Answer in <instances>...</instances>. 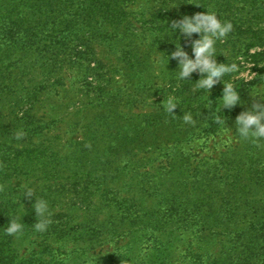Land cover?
<instances>
[{"label": "rangeland", "instance_id": "374dc122", "mask_svg": "<svg viewBox=\"0 0 264 264\" xmlns=\"http://www.w3.org/2000/svg\"><path fill=\"white\" fill-rule=\"evenodd\" d=\"M108 1L106 18L123 5L131 29L112 27L108 20L103 26L111 38L102 41L95 39L93 26H85L71 47L74 55L63 56L54 67L32 66L31 57L22 54L1 63L0 75L13 71L18 83L14 89L6 80L0 90L4 129L32 137L28 147L41 157L16 166L5 181L7 193L22 200L21 210H33L35 197L47 192L57 198L49 210L76 203L77 213L98 215L60 228L62 239L55 229L37 231L32 223L14 234L12 248L19 259L53 253L60 264H264V139L241 138L235 124L258 102L254 96L264 97V0L244 5L238 16L221 10L224 0L206 8L200 7L206 0H174L178 6H172L180 19L204 11L251 28L240 41L234 31L216 44L217 62L232 68L225 84L234 88L241 80H256L241 91V103L229 108L223 124L215 109L224 83L199 88L198 72L180 79L171 57L179 39L191 55L198 34L183 37L170 23L156 24L164 0ZM125 29L137 35L138 62L126 59ZM160 37L166 41L159 43ZM170 101L174 113L167 111ZM188 114L193 122L185 121ZM127 199L132 219L109 222ZM167 208H175L178 217L154 220ZM187 209L203 216L198 222L193 215L180 216Z\"/></svg>", "mask_w": 264, "mask_h": 264}, {"label": "trees", "instance_id": "16d2710c", "mask_svg": "<svg viewBox=\"0 0 264 264\" xmlns=\"http://www.w3.org/2000/svg\"><path fill=\"white\" fill-rule=\"evenodd\" d=\"M181 1L180 4L187 3V0H176ZM218 0H206L200 7L206 8L209 5L217 4ZM261 0H224V4L221 5L224 12L231 11L233 15H242L245 7L244 5L250 4L252 6L260 4ZM108 0H0V71L4 69V65L1 63L10 57L12 54H22L24 56L31 57L32 66H38L41 68L46 67L48 64L52 67L60 61L65 55H74L72 53L73 45L76 46L77 42L81 40L80 33L84 30L85 26H93L95 29V39L102 41L111 38L110 31H108L107 25H103L110 20L112 27L126 24L131 29L132 21L128 11L124 10L123 5L116 9L112 18L107 19L108 14ZM174 0H164L161 7L157 9V16H160L156 21L161 27L171 25L174 21L179 20V12H174L173 8L177 7L178 4H174ZM219 4V3H218ZM175 6L172 8V6ZM187 6V5H185ZM165 7V9H163ZM190 5L184 10H189ZM226 9H225V8ZM163 11H166L163 14ZM204 11H202L203 13ZM167 15V16H166ZM95 16L97 18H95ZM220 18V16H218ZM222 21L231 22L233 25L232 31L228 36L234 34V40L241 39V37L248 34L250 27L239 22H235L231 16L220 18ZM247 23V22H246ZM130 29H125L126 36L121 37V40L127 44L128 50L126 51V59L129 62H138V53L140 52V44L137 41V35ZM164 29L161 33H164ZM172 36V34L170 35ZM167 37V35L165 36ZM233 37H230V43H234ZM175 42L177 38L173 39ZM159 43L166 41V38L160 37ZM93 43V40H92ZM244 46V45H243ZM76 49V48H75ZM77 54V53H76ZM76 56V55H75ZM51 70V68H46ZM12 82L11 88L18 86L15 82L14 72L7 70L0 75V90H4L5 81ZM19 80V79H16ZM255 79L252 80H241L238 86L234 87V90L239 94L244 91L252 84L255 83ZM10 89V88H9ZM12 91V90H11ZM10 91V92H11ZM15 92V90H14ZM215 117L218 118V122L223 124L228 115L229 108H223L222 101L216 104ZM5 116L0 112V264H60L57 256L51 253L45 254H31L29 257L18 258L17 252L12 248L13 241L15 238L14 234H8L7 229L9 223L15 222L22 225V229L27 228L30 224L38 223L42 218L37 217L35 208H27L21 210L22 200L16 201L13 194H8V189H5V181L13 174V170L16 166H22L26 163L35 162L41 160L40 155H37L34 150H31L28 146L33 142V138L29 137L24 133L20 139L16 138L17 132H8L4 129ZM26 144V145H24ZM23 146V152H17L20 146ZM13 152H11L12 150ZM45 154V151L42 152ZM44 156H48L45 154ZM49 157V156H48ZM17 168V169H18ZM48 175H53V169H46ZM111 178H108V183ZM112 181H118L117 178ZM126 187L131 189V185L127 184ZM42 196V197H40ZM44 199L47 201L49 208L54 207V203L57 198L54 193H43L35 197L31 205L34 206L35 200ZM108 199L112 200L110 194ZM128 199L124 203H118L114 210L115 215H111L108 218L109 222L115 221L117 218L121 223H126L131 220L133 213L130 207L127 205ZM175 208H167L164 211H158L155 215L154 220L158 222H167L178 217ZM76 203L67 206V209L54 212L49 210L47 216L48 225L47 229L57 231V238H66L62 230L70 228V225L83 220V222H92L98 219V215L95 213H88L81 215L77 213ZM200 210H194L193 214L189 212V209L185 210L180 216H184L185 213L190 216H195V220L198 222V218L201 214ZM119 216V217H118ZM228 217H231L228 216ZM200 223L203 221H199ZM51 233V232H50ZM41 257H39V256Z\"/></svg>", "mask_w": 264, "mask_h": 264}, {"label": "clouds", "instance_id": "9594fccd", "mask_svg": "<svg viewBox=\"0 0 264 264\" xmlns=\"http://www.w3.org/2000/svg\"><path fill=\"white\" fill-rule=\"evenodd\" d=\"M170 28L172 32L179 31L183 37H193L198 34L199 38L192 39L191 55L185 51L180 39L179 45H176L175 51L171 53V57L178 62V72L180 79H190L194 72L201 74V78L197 80L199 88L212 89L218 82H223L225 74L232 70L231 67L218 63L215 57L217 41L226 37L233 29L231 22L222 21L216 13H197L193 16H184L174 21ZM224 83V82H223ZM222 98L220 99L223 108H231L241 103L240 95L234 88L225 84ZM257 103L250 110L242 111L235 120L237 132L243 139H252L254 142L264 139V97L260 94L254 96ZM176 104L169 102L167 111L174 113ZM186 122H193L190 114L184 117ZM24 135L21 130L17 132L16 138L20 139ZM32 195L31 190L25 191ZM37 217L42 219L35 224L37 231H45L47 229L49 214V206L46 200L37 199L34 204ZM22 230V225L11 222L7 229L8 234H16Z\"/></svg>", "mask_w": 264, "mask_h": 264}]
</instances>
